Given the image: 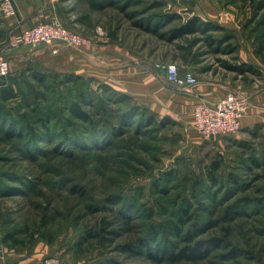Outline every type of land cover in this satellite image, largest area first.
I'll use <instances>...</instances> for the list:
<instances>
[{
  "label": "rangeland",
  "instance_id": "1",
  "mask_svg": "<svg viewBox=\"0 0 264 264\" xmlns=\"http://www.w3.org/2000/svg\"><path fill=\"white\" fill-rule=\"evenodd\" d=\"M154 1L52 0L46 5L52 11L48 21L59 20L89 38L91 45L75 48L62 41L16 48L0 45L6 46L2 57L9 63L11 50L28 56L27 61L14 60L13 67L10 63L9 78L16 79L18 96L5 102L15 112H27L40 129L41 118L50 115L53 133L49 138L42 135L36 145L0 135V182L8 184L0 188V235L17 229L26 247L41 243L48 257L59 256L68 264H156L147 248L156 241L145 245L143 240L154 224H164L157 240H176L168 223L175 220V204L187 198L193 219L186 228H199L201 240L222 236L225 243L201 261L162 264H264V201H254L264 199V122L244 131L246 139L208 140L185 106L175 114H160L120 89V77L129 80L131 72L120 75L122 68L140 64L137 72H150L162 80L164 65L177 63L182 72L196 75L198 85L202 78L227 84V92L247 99V112L254 95L264 107V0H166V6L153 7ZM181 4L187 9L181 10ZM172 11L182 19L155 28L157 15ZM193 16L204 20L205 28L170 40V30ZM33 71L48 76L44 85L29 78ZM69 74L81 78L61 84ZM26 82L36 84L40 93L31 95L27 107L20 94ZM197 86L175 85L174 90L195 92ZM111 89L130 100L120 104ZM80 96L86 98L82 107L91 113L97 129L71 113L70 104ZM104 96L106 109L99 101ZM132 103L145 106L155 115L156 124H143L139 132L133 125L123 135L115 134L120 110ZM67 131L69 141L64 138ZM218 161L219 184L214 186L209 170ZM171 173L174 179L169 182L165 175ZM157 184L166 192L157 191ZM119 197L125 204H137L128 222L122 218L124 205L118 203ZM244 197L249 201L236 207L243 214L224 220L227 205ZM209 218L218 221L206 230ZM89 229L99 232V237L87 238ZM234 248L237 256L226 259L224 255Z\"/></svg>",
  "mask_w": 264,
  "mask_h": 264
},
{
  "label": "trees",
  "instance_id": "2",
  "mask_svg": "<svg viewBox=\"0 0 264 264\" xmlns=\"http://www.w3.org/2000/svg\"><path fill=\"white\" fill-rule=\"evenodd\" d=\"M109 1V0H106ZM102 3V2H101ZM167 1L166 0H156L151 5L153 7L157 6H166ZM182 15L178 12H166L165 14H158V20H155V28L158 30L165 27L166 25L182 19ZM207 23L202 20L198 16H193L192 18L188 19L187 21L181 22L178 26L172 28L169 32V39L175 40L178 38H181L185 35L194 34L197 33L200 30H203L205 28V25ZM29 78L34 80L38 85H44L45 82L48 80V76L44 73H41L39 71H33L32 74L29 75ZM81 78L80 75L76 74H69L66 78H64L60 82L61 84H64L66 82H70L72 80H76ZM54 80H56L54 78ZM10 81V82H9ZM17 81L16 79H11L9 76L7 77H1V83H0V135H3L4 139L7 140H14V139H23L25 138L27 141L30 140L31 143L36 145V142L40 140L45 134L49 138L52 136L51 132V116L47 115L44 118H41L40 123L43 125L42 129H45V131L40 132L39 130H42L35 126L30 118V115L27 112L18 113L14 111L15 109L8 105L7 100L17 97L15 85ZM106 88L108 86L104 85ZM37 86L36 84H30L28 82L24 83L22 87L20 88L21 93L23 95V99L25 100L24 103L26 104V107L28 104H30V97L31 95L38 96L40 93L38 90H36ZM111 93L114 95H117L120 100V104H124L123 102H128L130 100V96L123 94L121 92H118L114 89H111ZM39 99V98H38ZM79 100H74L70 104V111L71 113L78 118L81 121H84L86 123L92 124L94 129H97L96 122L94 118L92 117L91 113H88L85 109H83V104H85L86 98L83 96L78 97ZM100 101V107L106 109L107 108V98L101 97L99 99ZM62 111V109H60ZM121 116H120V125H118V132L115 134L123 135L126 133V128L132 127L133 125L137 127V131H140V126L145 124L146 127H151L156 124V117L153 113L148 111V109L145 106H141L136 103H132L129 106H126V109L120 110ZM63 119V118H62ZM67 120H64V123ZM63 124V123H61ZM26 131V135H24ZM102 131V130H100ZM107 135V132L109 130H105ZM44 132V133H43ZM71 132L67 131L64 134V138L69 141L71 140L70 136ZM43 135V136H42ZM73 140V139H72ZM74 141V140H73ZM242 146H247L246 141H239L238 142ZM33 154V152H32ZM33 156V155H32ZM221 167V162H215L211 169L209 170V177L211 182L214 184V186H217L219 184V179L217 172L219 171ZM174 174H167L165 175V179L169 182H171L174 178ZM8 187V184L4 182H0V188ZM30 188V186H29ZM35 186H32V189L34 190ZM157 191L166 192V188H163L162 185H156ZM225 197H229V195H226ZM118 203H123L124 209L122 213V218L128 222L132 219L129 212H133L135 209H137V204L135 202H131L128 204H125V200L118 198ZM185 199V198H183ZM216 196L213 197V200L216 201ZM249 197L239 198L237 199V203L229 204L224 210L223 218L224 220H234L238 218L240 215L243 214V212L240 210H237L236 207L242 203H247L249 201ZM254 201L262 202L264 199L256 198ZM175 209H173V214L175 217V220H171L173 229H174V236L176 237V240L170 239V238H161L160 240H157L160 236V231L164 228V224H154V226L150 230V234L148 238H144L143 243L145 245H148V242L150 241H156V244L154 246L148 245V251H149V257L152 261H154L156 264H162L165 262H181V261H201L209 256L210 251L219 249L222 247V245L225 243V238L222 236H213L210 237L207 240H201L200 237L202 235V231L198 228H186V224H188L193 219L192 215V204L188 202L187 198L182 203H176ZM165 210V208H164ZM150 214L153 213V210L150 209ZM218 220H214L212 218H209L208 221H206L205 229L210 230L214 228L217 225ZM167 226V224H165ZM88 237L87 238H98L99 232L89 229L87 232ZM33 237H31L32 239ZM87 238H84L81 240V242H84ZM3 242L11 245V246H17V245H25L26 242L19 237L18 230L17 229H11L10 231H6L3 233ZM132 246H126V250H131ZM238 254V250L234 248L229 254H225L224 257L226 259H231L233 257H236ZM228 257V258H227Z\"/></svg>",
  "mask_w": 264,
  "mask_h": 264
},
{
  "label": "crops",
  "instance_id": "3",
  "mask_svg": "<svg viewBox=\"0 0 264 264\" xmlns=\"http://www.w3.org/2000/svg\"><path fill=\"white\" fill-rule=\"evenodd\" d=\"M51 2L52 0H14L17 9L16 16L4 17L0 11V45H3L5 37L13 28L25 29L48 21L52 11L50 7H46V5L51 4ZM182 4L179 7H181ZM180 9L185 10L187 7L182 6ZM177 11L180 12L179 9ZM198 14L205 18L203 14ZM18 52L19 49L9 52V59L11 60L10 63L12 67L14 66L13 62L17 60L27 61L28 59V56L22 53L18 54ZM124 70H131L129 74L130 79L126 80L120 77L121 90L128 91L137 96L140 102L143 101L160 114H171V112L181 111L182 107L185 106L186 111L188 110L192 115L193 122V109L196 103L199 101H218L228 91L227 84L215 83L210 79L202 78L195 92L186 91V93H184L174 90L175 85H172L166 77L160 80L153 73L143 71L137 72L136 70H140V64L139 66L134 65L131 69H120V75L123 74L126 77V72ZM168 82L169 85H167ZM258 100L259 97L254 95L252 107L242 119L241 133L239 136L232 135L218 138L224 137L223 139H225V137H234V139H236L235 137H239L237 139H246L244 131H250L257 124L264 122V107ZM2 238L3 236L0 235V264H42L44 259L48 257L47 248L41 243L31 248L25 245L11 246L4 243Z\"/></svg>",
  "mask_w": 264,
  "mask_h": 264
},
{
  "label": "built area",
  "instance_id": "4",
  "mask_svg": "<svg viewBox=\"0 0 264 264\" xmlns=\"http://www.w3.org/2000/svg\"><path fill=\"white\" fill-rule=\"evenodd\" d=\"M0 11L4 17L17 15L14 0H1ZM62 41L65 44L83 48L91 45V40L71 31L57 19L37 24L30 28H13L5 37L4 44L8 48H16L23 45L35 46L40 43H52ZM0 48V77H7L11 73L10 63L2 57ZM177 63L164 65L166 78L178 87L194 88L198 85L196 75L191 71L182 72ZM248 110L247 99L233 91L227 92L218 101H200L193 109L194 125L200 134L208 140L217 136H232L241 129L242 119ZM43 264H68L59 256L48 257Z\"/></svg>",
  "mask_w": 264,
  "mask_h": 264
}]
</instances>
